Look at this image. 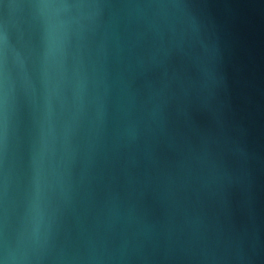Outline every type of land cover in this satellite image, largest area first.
I'll use <instances>...</instances> for the list:
<instances>
[{
  "label": "water",
  "instance_id": "obj_1",
  "mask_svg": "<svg viewBox=\"0 0 264 264\" xmlns=\"http://www.w3.org/2000/svg\"><path fill=\"white\" fill-rule=\"evenodd\" d=\"M0 264H264V0H0Z\"/></svg>",
  "mask_w": 264,
  "mask_h": 264
}]
</instances>
